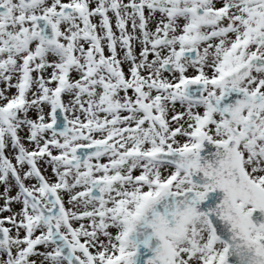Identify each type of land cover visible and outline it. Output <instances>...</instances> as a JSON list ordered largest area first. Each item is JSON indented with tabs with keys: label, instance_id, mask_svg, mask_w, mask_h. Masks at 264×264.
<instances>
[{
	"label": "snow or ice",
	"instance_id": "obj_1",
	"mask_svg": "<svg viewBox=\"0 0 264 264\" xmlns=\"http://www.w3.org/2000/svg\"><path fill=\"white\" fill-rule=\"evenodd\" d=\"M0 264H264V0H0Z\"/></svg>",
	"mask_w": 264,
	"mask_h": 264
}]
</instances>
